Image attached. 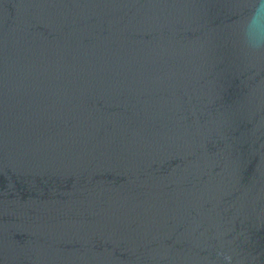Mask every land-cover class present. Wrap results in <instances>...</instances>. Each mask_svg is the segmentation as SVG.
Wrapping results in <instances>:
<instances>
[{"label":"water","instance_id":"water-1","mask_svg":"<svg viewBox=\"0 0 264 264\" xmlns=\"http://www.w3.org/2000/svg\"><path fill=\"white\" fill-rule=\"evenodd\" d=\"M245 11L0 0V264H264Z\"/></svg>","mask_w":264,"mask_h":264},{"label":"clouds","instance_id":"clouds-1","mask_svg":"<svg viewBox=\"0 0 264 264\" xmlns=\"http://www.w3.org/2000/svg\"><path fill=\"white\" fill-rule=\"evenodd\" d=\"M243 41L253 51H264V0H243Z\"/></svg>","mask_w":264,"mask_h":264}]
</instances>
